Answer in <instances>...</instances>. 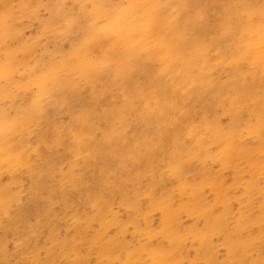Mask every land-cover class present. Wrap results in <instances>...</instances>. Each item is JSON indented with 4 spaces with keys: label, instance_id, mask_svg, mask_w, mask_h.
<instances>
[{
    "label": "rangeland",
    "instance_id": "obj_1",
    "mask_svg": "<svg viewBox=\"0 0 264 264\" xmlns=\"http://www.w3.org/2000/svg\"><path fill=\"white\" fill-rule=\"evenodd\" d=\"M230 1L235 11L230 14L227 21L231 22L235 20L234 17H240L243 20L239 19V22H246L249 14L244 9H238L237 2L240 0ZM254 1L256 7L264 6V0ZM203 2L206 3L205 1L197 3L198 5L196 4L193 10L197 12L203 8ZM23 4L28 7L21 11ZM96 4H101L107 10H114L126 6L128 2L126 0H0V16L7 10L20 15L19 20L15 21L13 26L15 30L18 29L21 32L19 36H8L9 34H6L0 25V62L4 63L9 53L14 62V72L11 78L9 80L0 79V117L2 114H7L14 121L20 116V112L30 110L37 101L43 103L48 114V118L32 120L27 127H23V122L18 123L17 126L24 129L23 134L17 133L10 137V141L14 151L20 156L25 154L27 161L17 162L14 158L0 168V188L7 187L13 194L12 200L5 208L7 212L4 211L5 209L0 210V264H107L106 259L101 260L99 257L102 242L111 237H120L129 242L132 248H138L150 240L147 233L149 230L154 234L151 240L154 247L159 246L160 243L168 247L169 242L162 236L163 213L157 205L169 195L172 196L171 199L175 206L186 202L189 198L188 194H180V188L185 182L188 183L186 188L191 190V185H202L206 181L207 173H210L212 178L221 174L229 187L230 197L234 199L244 192V186L241 183L233 184L235 170L231 167H223L222 161L214 159V155L222 148V145L217 143L209 147L210 156L205 162L199 158H190L181 175L176 174L171 168L177 157V159L182 157L187 160L194 152L197 144L190 129L192 126H202L208 110L210 112L214 109L220 116L222 125L226 123L224 126L230 125L232 116L228 109L232 103L224 100V97L229 92L231 93L235 86H243L242 83L245 80H253L251 76L246 77L248 79L240 76L236 78L239 82L235 79V83L234 78L230 76V67L223 63L218 65L222 71L219 73L221 77H217L223 84H228L223 91L216 90L215 86L202 85L201 87L199 83L192 84L184 74L177 70L174 72L170 70V72L165 70L162 62L160 64L159 61H151L145 71L140 69L132 75L133 77L112 75L88 80L74 74L70 77L72 81L70 85H67L65 92L61 90L55 92L53 95L55 99H50L48 96L39 97L38 86L32 82L39 80L52 65L60 62L67 55L73 54L83 45L87 28L95 18ZM217 13L218 15L216 13L212 15L209 12L210 17L212 16L210 18L212 26L220 25L221 21L226 19L222 12ZM69 15L83 18L86 21V31L69 30L62 22V18ZM100 24L102 21L99 22ZM34 37L39 42H36ZM86 49L91 51L94 57L102 54V47L96 42L89 44ZM215 56L214 59L217 60ZM156 66L158 69L155 68ZM154 70H157L156 74ZM194 71L197 73L199 70L195 68ZM227 74L230 80L226 79ZM182 75L188 82L185 80L183 83L184 80L180 78ZM153 78L159 81L156 82ZM262 78L264 77L256 79L254 83H262ZM149 82L151 86L147 87ZM233 83L236 85L234 86ZM259 83L254 84V88L261 90L260 93L264 94V85L261 86L264 84V79L262 84ZM196 89H200V92ZM210 89H213V92ZM193 93H197L198 96ZM203 94L204 98H202ZM187 95L191 98L185 97ZM207 95L211 98L209 101L205 98ZM138 96L140 101L136 100ZM246 97L249 96L240 93L238 98L248 107L251 106L248 111L247 106L243 109L240 129L248 144L257 145V138L248 134L246 130L247 124L257 122L255 115H251L252 118L250 116L255 104L252 99ZM148 99L153 100L146 102ZM164 101L169 104L168 106L166 104L167 107L162 104L165 103ZM222 101H225L224 104ZM190 102L192 105L189 106ZM207 102H210L212 106H208ZM142 103L146 107L141 106ZM186 104L188 107H185ZM155 106H159V111ZM187 108H189L188 111H186ZM196 108L199 110L202 108L204 111H198ZM193 109L194 112H198H193V114ZM185 111L189 112V117ZM150 114L154 117L152 118ZM175 116L186 119L182 122V119ZM84 118L89 120V125ZM196 118H199L197 122ZM180 121L182 123H179ZM113 130L114 133H112ZM109 132L112 133L111 137L107 136ZM178 151L180 155L174 156ZM2 155L3 152L0 149V156ZM241 167L244 171L240 180L245 182L251 178L252 172L248 171V165L244 160L241 162ZM38 178H40L39 181H37ZM50 181L51 184H49ZM263 181L264 178H262ZM204 187L208 203L215 204L214 214L224 212L225 207L217 202L216 193L211 186L207 184ZM104 205L108 206L109 210L103 215L101 208ZM257 205L258 202L254 208L256 213L259 212ZM239 207V202L235 200L233 202L234 211L237 212ZM238 215L239 213L230 214L232 228L236 227ZM114 218L118 224H111ZM147 218L151 220L152 225H148ZM181 219L180 229L183 233L195 224L199 228H206L204 217L197 218L184 211ZM106 221L110 225L107 228L105 227ZM250 231L257 233L259 227L251 225L244 229L241 238H246ZM212 243L220 249L218 252L220 259L226 258L227 250L223 245V235L215 233ZM185 244L187 252L184 264H190L189 260L191 261L197 255L200 240L193 239L192 235L186 236ZM118 255L120 257L116 258L112 264H123L124 252ZM143 258H147V255L144 254ZM197 264L209 263L204 259H199Z\"/></svg>",
    "mask_w": 264,
    "mask_h": 264
},
{
    "label": "bare ground",
    "instance_id": "obj_2",
    "mask_svg": "<svg viewBox=\"0 0 264 264\" xmlns=\"http://www.w3.org/2000/svg\"><path fill=\"white\" fill-rule=\"evenodd\" d=\"M126 1L128 2L126 6L114 10H107L101 4L95 5L94 7L95 18L87 28V35L83 41V45L77 48L73 52V54L67 55L60 62L52 65V67H50L46 73L41 75L39 80L32 82L38 86L39 97L46 98V96H48V98L50 99H55V97L53 98L55 92H57V90H61L62 92H65L64 90L67 88V85L71 84L72 80L70 79V77H72V75L74 74H76V76L78 74L81 77L86 78L88 80L89 79L94 80L97 77H101V76L109 77L112 75L130 77L140 69L145 71L148 68L147 67L148 63L151 61L153 62L159 61L160 64L163 63L165 70H169V71L171 70L173 72L177 70L181 74H184L187 77V80L192 84L199 83L201 87H203L202 85L215 86L217 87V88L214 87L216 90L218 89L223 91L225 88H227L228 84L227 85L223 84L217 78V77H221L219 73L222 71V69H219L218 65L223 63L225 64V66L230 67V69L229 68L228 69L231 71L230 76L234 78L233 79L234 82L235 79L236 78L238 79V77L240 76L242 77L244 76L245 78L251 76L253 80L252 81L250 79L249 81L245 80L246 82L244 81L242 83L243 86L240 87L235 86L236 82L233 83L235 88L233 90L230 89L231 90V93L229 92L230 94L228 93L225 97L223 96L224 100L226 101L229 100L232 103V106L230 107V109H228V112L232 116L231 117L232 121L229 126H224L227 123L222 125L221 118L216 114L214 109L211 110L210 112L209 110L208 112L205 111L207 114L206 117H204V122L202 126H192L190 129V133H192L193 136L195 137V142L197 144V147L194 148V152L190 154V157L187 160H184V158L182 157L177 159L178 158L177 157L176 161L171 166V168L176 174L181 175L184 172L185 165L188 163L190 158L191 159L199 158L200 160L205 162L207 158L210 156L209 147L217 143L222 145V148L220 152L214 155L215 156L214 159L222 161L223 167H231L235 170V174H234L235 181L233 184L241 183V185L244 186V192L240 196H236L234 199L230 197L229 187L226 185V181L223 180L221 174H218L212 178L211 174L207 173L208 178L205 179L206 181L202 185H191L192 187L191 190H188V188H186L188 183L185 182L184 186H181L180 188L181 189L180 194L181 193L188 194L189 198L186 202L182 203L180 206H175L171 199L172 196L169 195L166 196L164 199H162L160 202H158L157 205V208L160 209L163 213L164 226L162 229V233H163L162 236L169 242L168 247L162 245V243H160L159 246L154 247L151 244V240L154 234L152 233L151 230H149L147 233L150 237V240L146 244L141 245L138 248H132L129 242H127L125 239L120 237L118 238L111 237L109 240L102 242L101 250L99 251L100 259L101 260L106 259L107 264H112L114 263L116 258L120 257L118 254H122L123 251L124 252V257L122 258V262L124 261L123 264H184V261L186 259L185 253L187 252L186 244H185L186 236L189 237L190 235H192L193 239L200 240V246L199 248H197L196 257H194L191 261L189 260L190 264H197V261L199 259H204L209 264H264V228H263L264 227V181L262 182V178H264V94L260 93L261 90L259 91L256 88H254V84L256 85V83H259V82L254 83V81L256 79H259L260 77H264V6L256 7V2L254 0H240V2L237 0L238 9L239 8L244 9L249 14L248 19L246 20V22L243 23V22H239V19H241V21L243 20V18L240 17L239 18L234 17L235 20L233 21L230 18L231 22L227 21L228 18L230 17V14L235 11L233 9V5L230 0H126ZM202 1L206 2V3L203 2L204 7L201 8L199 11L195 12L193 10V7L197 3H200ZM27 7L28 6L26 4H23L21 6V11L27 9ZM240 11L242 12V10ZM209 12L211 14L216 13L217 15H218L217 12H222L224 14V17L226 18L224 20L225 22L221 21L222 23L220 25L217 24L219 26H217L216 24H214V26L216 25V27L212 26L210 20L212 16L210 17ZM19 18L20 15L15 14V12H13L12 10H7L0 16V25H2L3 29L6 31V34H9L8 36H16V35L19 36L21 34V32L18 29L15 30V27L13 26L14 22L18 21ZM101 21L102 24L99 25V22ZM35 41L39 42L38 40ZM41 41L43 40L41 39ZM93 42H96L97 45L102 47V54L100 56L94 57L91 51H88L86 49V47ZM214 54L217 56V60L214 59L215 56ZM13 66H14V62L12 59V55L11 53H9L6 61L4 63L0 62V79L9 80L14 72ZM157 66L155 68H157ZM162 67L160 66V68ZM195 68L199 70L198 71L199 73L198 72L195 73L196 70L193 72ZM156 72L157 70H154L155 74ZM192 73L198 74L199 76L196 77ZM163 74L161 75L162 78H164ZM228 76L229 75L227 74L226 79H228L227 78ZM183 77L184 76L182 75L180 78L184 80L183 83H185L186 79H184ZM162 78H160V80ZM226 79L224 80L226 81ZM263 79L264 78H262V83H263ZM153 80H155V78H153ZM187 80L186 82H188ZM237 82H239V80H237ZM149 84L151 83L149 82L148 86L147 85L146 86L147 87L151 86ZM237 84L239 85V83ZM263 85L264 84H262L261 86ZM201 87L198 88L204 89ZM176 90H178V88ZM216 90H214V92ZM145 92L147 93L146 90ZM168 92L169 91H167V93ZM210 92H206V93H210ZM240 93L247 94V96L249 97L246 98L252 99L253 104H255L254 108L250 113V116L255 115L257 117V122L256 124H247L246 130L248 131V134L255 136L257 138V145L248 144L245 141L244 133L241 132L240 129V125L242 121L241 115L243 109L247 106L238 99ZM195 94L197 95V93ZM151 96L154 99L153 95ZM207 96H205V98L206 100L209 101V99L211 98L209 96V98L207 99ZM176 97L179 98L177 95ZM185 97H188V95ZM139 98L140 97L138 96L136 100L140 101ZM173 98L174 97H172V99ZM202 98H204V94ZM153 99H148L146 100V102H149V100H153ZM242 99H243V95H242ZM247 100L249 101V99ZM166 102L162 104H164L165 106L167 104L168 106L169 104ZM224 102L222 104H224ZM173 103L175 104V102ZM196 103L198 102L196 101ZM209 103L207 102L208 106L210 105ZM218 104L220 105V103ZM190 105H192L191 102L189 106ZM141 106H144L143 103L141 104ZM158 107L159 106H157L156 108L158 109ZM185 107H188L187 104ZM249 107L248 106L246 107L247 111L249 110ZM192 108H194V106ZM221 108L224 109L223 106ZM31 109L32 111H30ZM31 109L28 111L26 110L20 112V116L15 118L14 121L11 120L10 116H8L7 114L1 115L0 149L3 152V155L0 156V168L14 158L17 162L27 161L25 154H21L20 156L17 154V152L14 151L13 144L10 141L11 140L10 137L15 136L17 133L23 134L24 129H21L17 126L19 122H23V127H27L31 124L32 120L48 118L47 111L45 110L42 102L40 103L39 101H37L34 104V106L31 107ZM188 109L189 108H187L186 111H188ZM197 110L202 111L203 109L201 108V110L199 109ZM221 111L224 112L223 110ZM193 112L194 109L192 113ZM186 113L187 116L189 117L188 115L189 112ZM180 114L184 115L182 114V112ZM178 118L182 119L181 117ZM185 119L186 118H183L182 122H184L183 120ZM198 119L197 118L195 119L196 122ZM84 120L89 125V120L87 118H84ZM167 120L169 119L167 118ZM182 122L180 121L179 123ZM90 127L92 128L91 122H90ZM149 128L151 129V127ZM112 133H114V130L112 131ZM112 133L109 132L107 136L111 137ZM182 141H183V137H182ZM119 145L121 146V144ZM166 154H164V156ZM172 154H174V152ZM177 154H179V151L178 153L174 154V156ZM50 156L52 157V155ZM243 160L246 161L248 165V171L252 172L251 178L245 182L240 180L242 172L244 171L243 167H241V162ZM42 161L44 162V160ZM3 174L5 173L3 172ZM39 179L40 178H38L37 181H39ZM49 184H51V181ZM207 184H209L212 190L216 193L217 202L224 205L225 207L224 212L220 214H214L213 206L215 204L212 205L208 203L207 195L205 194V190H204L205 189L204 186ZM12 197L13 194L11 193L9 188L7 187L0 188V210L5 209L7 207V204L9 201L12 200ZM235 200L239 202L241 207V208L239 207L237 212H235L233 208V202ZM257 202H258L257 206L259 208L258 213H256V210L254 209L256 207ZM101 210L104 215V213H107L109 209L108 206L104 205L102 206ZM4 211L7 212L6 209ZM184 211H186L190 215L197 216V218L200 217L206 218V228L205 229L199 228L197 224H195L194 226L189 228V230L186 233H183L180 229V224L182 220L181 214ZM237 213H239L237 218V224L235 225L236 227L232 228L230 221V218L232 216L230 217V214L236 215ZM154 216H156V214H154ZM111 221H112L111 224H118L115 218ZM147 223L148 225L149 224L152 225V222L149 218H147ZM251 225H257L259 227V231L257 233L250 231L246 238H241L242 231ZM108 226L110 225L108 224V221H106L105 227L107 228ZM215 233L222 234L224 237L223 245L226 247L227 250V257L224 259H220V255L218 253L220 249L218 248L217 245H214L212 243V238ZM80 234H82V232ZM144 254L147 255V258L145 259L143 258Z\"/></svg>",
    "mask_w": 264,
    "mask_h": 264
},
{
    "label": "snow or ice",
    "instance_id": "obj_3",
    "mask_svg": "<svg viewBox=\"0 0 264 264\" xmlns=\"http://www.w3.org/2000/svg\"><path fill=\"white\" fill-rule=\"evenodd\" d=\"M62 22L67 26L69 30L75 31L77 29H81L86 31V21L83 18H77L69 15L63 17Z\"/></svg>",
    "mask_w": 264,
    "mask_h": 264
}]
</instances>
